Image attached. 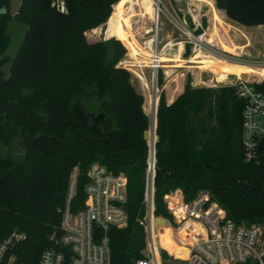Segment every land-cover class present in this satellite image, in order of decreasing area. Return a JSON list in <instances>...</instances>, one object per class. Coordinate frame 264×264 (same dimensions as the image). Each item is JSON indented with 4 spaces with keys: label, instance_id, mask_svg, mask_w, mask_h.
<instances>
[{
    "label": "trees",
    "instance_id": "trees-1",
    "mask_svg": "<svg viewBox=\"0 0 264 264\" xmlns=\"http://www.w3.org/2000/svg\"><path fill=\"white\" fill-rule=\"evenodd\" d=\"M63 1L65 12L52 6V0H20L14 16L26 29L9 60L4 54L8 0H0V240L13 230L23 232L24 238L15 242L12 251L18 261L36 264L41 250L52 245L50 233L59 227L71 168L78 166L75 194L70 201L75 210L85 197V170L89 163L98 161L126 177L127 222L122 229L111 227L108 231L110 264H132L144 247L143 229L135 218L143 213L147 150L143 132L149 118L152 126L147 113L150 107L153 110L154 96H147L146 113L130 73L116 64L124 52L118 39L85 41L86 30L92 37L99 36L95 27L106 22L117 0ZM124 1L114 4L104 37L115 36V26L127 22V17L119 13ZM142 1L145 7L151 3ZM214 1L228 19L240 25L264 24V0ZM205 4L211 24L202 38L236 56L256 50L251 40L239 39L238 32L244 30L226 23L212 0ZM230 28L237 31L234 37L229 34ZM143 33L122 42L126 49ZM262 39L257 45L264 42ZM140 40L130 47L125 62L149 67L150 41ZM181 49L172 50L169 57L161 53V66L172 61L174 66L202 77L214 71L213 81L221 84L235 74H247L246 69L201 50H192V55L184 59ZM258 51H264V47ZM8 62L9 73L3 77L2 67ZM249 75L264 79V72ZM175 83L176 79H168L165 85L170 88ZM257 86L264 91V80ZM241 110L242 101L233 85L192 87L187 78L183 91L170 103L161 91L154 109V134L158 137L154 144L155 214L167 215L163 204L167 191L179 188L184 199L190 200L205 190L228 219L264 224V163L243 159ZM100 113L103 119L96 121ZM19 137L24 142L21 153L15 144ZM186 226L191 231L195 228L190 221ZM158 238L165 251L173 247L166 231H160Z\"/></svg>",
    "mask_w": 264,
    "mask_h": 264
},
{
    "label": "built area",
    "instance_id": "built-area-1",
    "mask_svg": "<svg viewBox=\"0 0 264 264\" xmlns=\"http://www.w3.org/2000/svg\"><path fill=\"white\" fill-rule=\"evenodd\" d=\"M51 5L60 12L66 11L63 0H52ZM151 6L155 10L152 21L154 34L147 40L152 50L149 69L156 106L157 72L161 67L158 56L161 53L168 50L170 53L178 48L177 43H181L182 53L188 47L225 59L230 56L202 38L204 32L196 33L195 28H191L171 4L168 9L162 0H151ZM160 15H164L178 31V38L161 43L157 38L153 41L159 29ZM262 80L237 78L225 83L235 86V94L242 101L240 144L243 159L256 163H264V91L257 86ZM154 136L151 128V137L146 140L143 168V213L135 218L143 229L144 247L141 256L133 259L132 264H163L160 258L163 249H156L154 245V232L165 224L158 222L162 219L171 228L175 241L185 248L186 256L180 259L163 251L174 260L183 261V264H264V224L235 223L228 219L223 208L212 201L205 190L198 191L189 201L183 200L180 189L174 193L170 191L164 195L163 202L169 204L174 224L167 218L157 217L153 199L156 172ZM77 174L78 166L74 165L69 175L59 227L50 233L48 238L52 245L41 250L36 264H110L108 231L111 227L122 229L127 222L126 177L122 172H112L98 161L89 163L85 170L83 203L72 210L70 201L75 194ZM188 221L195 225L193 231L186 226ZM23 238V232L13 230L0 240V264H25L18 261L12 251L15 242Z\"/></svg>",
    "mask_w": 264,
    "mask_h": 264
},
{
    "label": "rangeland",
    "instance_id": "rangeland-1",
    "mask_svg": "<svg viewBox=\"0 0 264 264\" xmlns=\"http://www.w3.org/2000/svg\"><path fill=\"white\" fill-rule=\"evenodd\" d=\"M118 1L119 0H117L116 2ZM207 1L209 0H162L164 5L168 9L170 7L169 5L171 4L172 7L177 11V13L180 16H183L185 18L189 26L191 28H195L196 33L204 32L205 29L211 24L209 17L207 15L208 7L207 5H205V2ZM19 2L20 0H8V9H9V14H10L7 19V23H6L8 43H7L4 54L9 60H11L14 57L17 51V48L21 42V39L23 37V33L26 29V25L20 22L19 20H17L14 16ZM115 3H113L111 6V11L108 16V19L113 13V6ZM119 13L126 16L128 20L127 22L123 24H118L115 26V36L116 37L114 35H110L109 37H104V29L106 28L108 19L106 20L104 24L95 27V28H98V32H99L98 37L90 36L88 34L89 30H86L85 32H83V35H84L85 41L87 42H91L94 40H102L104 42H107L108 40H111V39H118L120 41V43L124 47V52L117 59L116 64L123 66L128 70V72L130 73L131 83L136 89H138V91L142 93L141 95L143 97V104L145 105V110H147L148 102L144 103V100L145 99L147 100V96L149 94L151 96H154L151 70L147 66L139 68V67L128 65L125 62V60H129L128 50L136 41L140 39H141L140 41H145V39L146 40L149 39L154 34L153 23H152L154 19V9L152 8L151 3L150 5L145 7V2L142 0H125L121 4ZM223 20L228 24L229 23L234 24L236 27L244 30L242 33L238 32L239 39L251 40L252 45L254 44V47L256 49L254 50L255 52L252 50L250 52L243 53L242 54L243 57H237V56L227 53L228 56H230L228 58L232 61L239 62V63L264 66V51H258L259 49L264 47V42H261V44L257 45L260 39L264 38V26L242 27L238 23L231 22L225 16H223ZM141 32H144L143 37L134 41L129 47V49L127 50L125 45L122 42L126 41L127 39ZM236 32L237 31H235V29L233 28H230L229 30V34L232 37H234ZM178 36H179L178 31L167 21L164 15H160L159 29L156 35L157 41L161 43L167 39L178 38ZM164 54L169 57L170 56L169 50L166 51ZM191 55H192V50L188 47H185L182 58L186 59V58H189ZM162 64H163L162 65L163 67L162 66L160 67V72L157 75V80L158 79L161 80L160 85L157 84V80H156V85L158 86V92L156 93V106H157L159 94L161 93V91L163 92L164 100L166 101L164 89H162V87L164 86V84L166 83L168 79H171L173 77L176 78V77L182 76V78H184L183 79L184 85H185L186 79L189 78V85L192 87H197V86L198 87H211V88L216 89V88L228 85L225 83L224 84L215 83L213 81L214 74H215L214 71L202 77L200 73H198V75L193 74L191 70L174 66L172 61H166V62H163ZM2 71H3L2 76L6 77L9 73V62L6 63L2 67ZM140 75L142 76L143 80L140 79ZM154 102H155V98H154ZM153 112H154V106H153V110L149 112L151 117H153L152 115ZM178 189L179 188H175L170 191L174 193ZM170 191H167L164 195L169 194ZM164 195H163V198H164ZM183 200L189 201V200H185L184 197H183ZM163 204H164V209L167 212V215L156 214L157 217L161 216L163 218H167L171 222V224H174L172 221L173 216L169 212V207H170L168 206L169 204L166 205L164 202ZM158 222L165 223V225L160 227L157 230V234H156L157 243L159 244L158 233L160 231H166L173 243V247H169L166 252L170 253L171 249H174V250L177 249L178 251L173 256L182 258L181 254L179 253V250L181 249V245H178L177 243H175V241L172 240L170 227L166 224V221L163 219L158 220ZM166 252L165 254H160V258L163 264H183V261L174 260Z\"/></svg>",
    "mask_w": 264,
    "mask_h": 264
},
{
    "label": "bare ground",
    "instance_id": "bare-ground-1",
    "mask_svg": "<svg viewBox=\"0 0 264 264\" xmlns=\"http://www.w3.org/2000/svg\"><path fill=\"white\" fill-rule=\"evenodd\" d=\"M151 1V0H150ZM154 19H155V10H154ZM177 45H179V46H181L182 47V44L181 43H177ZM224 52V51H223ZM225 53H227V52H225ZM207 54H209V53H207ZM228 54H230V53H228ZM209 55H211L212 57H217V58H219V59H221L224 63H227V64H234V65H237V66H239V67H242V68H244V69H246V71H247V74H246V76L245 77H240V76H238L237 74H235L229 81H226V82H224V83H227V82H231V81H233L234 79H237V78H243V79H247V80H252V79H254V80H258V81H260L259 80V78H257V77H255V76H250L249 75V73L250 74H252L253 73V71H259V72H264V66H262V65H250V64H244V63H239V62H235V61H232V60H230V59H225V58H222V57H219V56H217V55H213V54H209ZM231 55H233V54H231ZM234 56H236V55H234ZM237 57H241V56H237ZM223 83V84H224ZM155 103V102H154ZM154 107H155V104H154ZM153 117H151L152 118V126H153V119H154V112H153ZM164 220V219H163ZM165 225V224H164ZM163 225V226H164ZM157 234V230L154 232V245H155V248L157 249V247H160V245L157 243V240H156V235ZM161 248V247H160ZM164 250V249H163ZM178 250L177 249H171V251H170V255H174L176 252H177ZM179 253L181 254V256H182V258H185V256H186V250H185V248L183 247V246H181V249L179 250ZM173 257H175V256H173ZM176 258H180V257H176ZM181 259V258H180Z\"/></svg>",
    "mask_w": 264,
    "mask_h": 264
},
{
    "label": "crops",
    "instance_id": "crops-1",
    "mask_svg": "<svg viewBox=\"0 0 264 264\" xmlns=\"http://www.w3.org/2000/svg\"><path fill=\"white\" fill-rule=\"evenodd\" d=\"M213 1V6H214V8L217 10V12H219L222 16H225V14H224V12H223V10H221V9H218L216 6H215V1L214 0H212ZM208 2V1H207ZM206 3V2H205ZM206 5V4H205ZM226 17V16H225ZM209 20H210V18H209ZM230 20V19H229ZM230 21H232V20H230ZM210 22H211V20H210ZM232 22H234V21H232ZM234 23H236V22H234ZM242 27H254V26H243V25H241ZM257 26H264V24H262V25H257ZM181 56L183 55V53H182V51H181ZM250 65H252V64H250ZM173 79H176V83H175V85H172L170 88L169 87H166V85L164 84V86L162 87V89H164V93H165V98H166V102L167 103H170L178 94H180L182 91H183V87H184V81H183V79L184 78H182V76H180V77H176V78H171V80H173ZM193 84V83H192ZM135 88V87H134ZM136 89V88H135ZM136 91L137 92H139V93H141L140 91H138V89H136ZM142 94V93H141ZM146 100V99H145ZM144 100V103L145 102H147V100L145 101ZM143 106V109H144V111L146 112V110H145V105L143 104L142 105ZM147 113V112H146ZM149 113H147V115H148ZM149 117V116H148ZM170 231H171V228H170ZM171 238H172V231H171ZM173 240V239H172ZM174 241V240H173Z\"/></svg>",
    "mask_w": 264,
    "mask_h": 264
},
{
    "label": "water",
    "instance_id": "water-1",
    "mask_svg": "<svg viewBox=\"0 0 264 264\" xmlns=\"http://www.w3.org/2000/svg\"><path fill=\"white\" fill-rule=\"evenodd\" d=\"M155 110H156V106H155ZM99 119H103V114H102V113L96 115L95 120L97 121V120H99ZM150 125H151V124H150V118H149L148 128L143 132V138L145 139V141H146V140H149L150 137H151V128H153V130H154V128H155V125H154V119H153V126H150ZM153 141H154V144H155V143L158 141V137H157V136H154ZM23 143H24V142H23V138H22V137H19V138L15 141V144H16V146L18 147V149H17V152H18V153H21V152H22L23 147H24ZM261 148H262V144H260V146H259V149H261Z\"/></svg>",
    "mask_w": 264,
    "mask_h": 264
}]
</instances>
